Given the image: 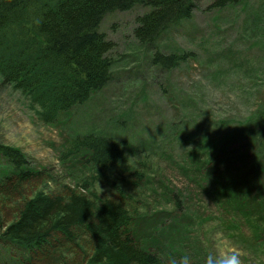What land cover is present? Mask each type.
Wrapping results in <instances>:
<instances>
[{
  "label": "rangeland",
  "instance_id": "obj_1",
  "mask_svg": "<svg viewBox=\"0 0 264 264\" xmlns=\"http://www.w3.org/2000/svg\"><path fill=\"white\" fill-rule=\"evenodd\" d=\"M194 1L190 20L158 41L164 53H193L169 70L152 64L154 50L134 36L145 8L107 14L100 30L115 44L113 78L61 124L44 123L29 96L0 78V143L49 176L23 186L26 198L77 186L86 175L82 164L61 158L75 132L109 135L125 121L115 135L130 139L136 152L93 191L117 199L121 189L141 217L136 230L144 236L156 230L152 244L170 254L171 264L185 257L189 264H213L232 254L240 264H264V0L224 7ZM137 163L144 173L138 186L130 178ZM3 177L0 172V188L12 191L17 176ZM6 192L0 193L4 221L23 201ZM75 245L79 258L93 253L92 237L80 233L55 258L78 257L70 253Z\"/></svg>",
  "mask_w": 264,
  "mask_h": 264
},
{
  "label": "trees",
  "instance_id": "obj_2",
  "mask_svg": "<svg viewBox=\"0 0 264 264\" xmlns=\"http://www.w3.org/2000/svg\"><path fill=\"white\" fill-rule=\"evenodd\" d=\"M241 1L216 0L212 7ZM136 6L150 8L137 17L134 36L140 45L152 46L172 24L192 16L195 1L0 0L1 82L28 95L45 123L59 122L113 77L114 59L109 54L115 44L99 32L104 17ZM187 56L158 50L153 61L172 68ZM0 155L10 161L0 164L3 180L17 176L12 191L0 188L6 198H23L28 193L23 186L50 180L29 167L18 149L0 143ZM126 157V143L96 132L77 135L61 152V158L86 168L77 186L30 194L15 207V217L5 221L1 212L6 207L0 204V264H171L170 254L152 244L159 240L156 230L146 236L136 230L138 209L131 207L121 189L116 188L122 197L117 199L93 191L95 183L112 175ZM143 177L137 163L130 171L133 185L138 186ZM243 192L246 198L247 191ZM80 233L92 237L93 253L79 258L80 247L75 245L70 253L78 257L55 258L68 244H76Z\"/></svg>",
  "mask_w": 264,
  "mask_h": 264
},
{
  "label": "clouds",
  "instance_id": "obj_3",
  "mask_svg": "<svg viewBox=\"0 0 264 264\" xmlns=\"http://www.w3.org/2000/svg\"><path fill=\"white\" fill-rule=\"evenodd\" d=\"M181 264H189L188 258H183ZM213 264H240V259L237 254H232L214 261Z\"/></svg>",
  "mask_w": 264,
  "mask_h": 264
},
{
  "label": "bare ground",
  "instance_id": "obj_4",
  "mask_svg": "<svg viewBox=\"0 0 264 264\" xmlns=\"http://www.w3.org/2000/svg\"><path fill=\"white\" fill-rule=\"evenodd\" d=\"M1 172H3V170H1Z\"/></svg>",
  "mask_w": 264,
  "mask_h": 264
}]
</instances>
